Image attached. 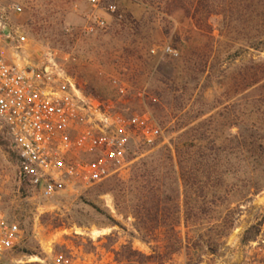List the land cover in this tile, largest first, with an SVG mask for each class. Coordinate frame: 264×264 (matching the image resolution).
<instances>
[{"label":"rangeland","instance_id":"obj_1","mask_svg":"<svg viewBox=\"0 0 264 264\" xmlns=\"http://www.w3.org/2000/svg\"><path fill=\"white\" fill-rule=\"evenodd\" d=\"M14 4L20 11L8 12ZM0 10L13 34L9 60L29 62L59 83L67 77L125 117L149 113L163 131L151 146L136 137L133 160L118 176L77 194L60 192L49 204L30 187L22 189L20 158L0 130V199L24 235L13 259L45 258L49 243L52 255L74 264L83 257L114 264L127 243L149 254L135 237L128 198L117 202L107 185L117 177L126 181L134 164L157 160L162 147L172 149L175 138L192 129L191 135L204 134L207 151L225 142L229 152L228 141L239 132L260 147L259 157L229 169L236 175L228 188L238 193L226 199L222 215L233 216V229L223 237L204 235L216 242L199 241L188 256L183 251L167 264H264V0H98L95 6L0 0ZM97 17L105 27L87 33ZM213 136L217 145L210 143ZM253 185L260 193L251 197L246 190Z\"/></svg>","mask_w":264,"mask_h":264},{"label":"built area","instance_id":"obj_2","mask_svg":"<svg viewBox=\"0 0 264 264\" xmlns=\"http://www.w3.org/2000/svg\"><path fill=\"white\" fill-rule=\"evenodd\" d=\"M7 11L19 12L20 7L14 4ZM7 20V13L0 10V130L20 158L21 183L26 178L40 199L51 204L60 192L77 194L117 175L129 163L136 137L147 146L160 141L163 131L149 113L125 117L83 93L67 77L59 83L29 62L9 60L5 51L13 34ZM104 27V20L97 17L85 31L92 34ZM49 210L58 211L53 206ZM23 240L22 230L7 216L0 199V264L75 263L52 255L51 243L45 258L13 259ZM78 261L99 264L85 257Z\"/></svg>","mask_w":264,"mask_h":264},{"label":"trees","instance_id":"obj_3","mask_svg":"<svg viewBox=\"0 0 264 264\" xmlns=\"http://www.w3.org/2000/svg\"><path fill=\"white\" fill-rule=\"evenodd\" d=\"M202 124H197L196 129L200 130ZM191 130L177 136L172 149L162 147L157 160L134 164L126 181L117 177V184L107 185V191L117 192V202L128 198L135 237L149 248V254H143L130 243L122 245L115 252L114 264H167L183 251L188 256L190 247L199 241H215L214 237L205 239L204 235L223 237L233 229V216L222 215L227 209L226 199L238 193L228 188V180L236 175L230 170L236 165L244 168L251 155L257 160V147H260L249 145L238 132L228 141L233 146L229 152L225 142L215 151H207L205 146L209 142L204 134L197 131L196 135H191ZM218 140L213 136L210 143L217 145ZM131 160V157L127 159ZM21 186L23 190L29 187L26 178ZM258 193L260 190L254 185L246 190L251 197ZM112 225L122 228L118 221H113Z\"/></svg>","mask_w":264,"mask_h":264},{"label":"crops","instance_id":"obj_4","mask_svg":"<svg viewBox=\"0 0 264 264\" xmlns=\"http://www.w3.org/2000/svg\"><path fill=\"white\" fill-rule=\"evenodd\" d=\"M142 246L145 248V250H148V248L145 244H143Z\"/></svg>","mask_w":264,"mask_h":264}]
</instances>
